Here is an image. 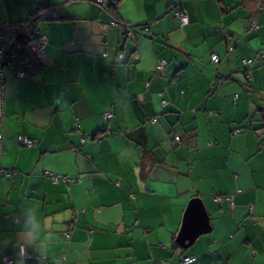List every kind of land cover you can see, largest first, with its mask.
Returning <instances> with one entry per match:
<instances>
[{
    "label": "crops",
    "instance_id": "0c3cea01",
    "mask_svg": "<svg viewBox=\"0 0 264 264\" xmlns=\"http://www.w3.org/2000/svg\"><path fill=\"white\" fill-rule=\"evenodd\" d=\"M18 1L0 20L59 17L38 74L5 73L0 264H264V0ZM194 198L210 231L174 249Z\"/></svg>",
    "mask_w": 264,
    "mask_h": 264
},
{
    "label": "built area",
    "instance_id": "2783aa9c",
    "mask_svg": "<svg viewBox=\"0 0 264 264\" xmlns=\"http://www.w3.org/2000/svg\"><path fill=\"white\" fill-rule=\"evenodd\" d=\"M115 1V0H113ZM102 2V0H97ZM51 10V9H50ZM50 10H44L41 15L50 14L51 19H57L58 15ZM175 17L179 25L182 27L188 23V17L182 10H175ZM0 121L3 116V96L5 90V73L11 72L15 78L23 79L26 77H34L38 74L40 66L43 64L44 48L47 44L45 35H41L35 30L29 35L25 34V30L20 25L8 24L5 20L0 21ZM110 26H119L116 21H111ZM251 28L257 29L258 25L255 21H251ZM122 55L119 56L121 58ZM211 60L217 62L216 55L211 56ZM244 65H249L250 61L243 60ZM166 66L164 60H160L156 65V73L163 71ZM106 119L111 118V112L104 114ZM1 141V134H0ZM19 141L25 147H33L35 141L20 137ZM54 180H57L54 178ZM215 201L219 198H214ZM226 201L230 208L233 207L232 196L226 197ZM2 264H14L9 256L2 255ZM195 258L192 256L184 257L180 264H193Z\"/></svg>",
    "mask_w": 264,
    "mask_h": 264
},
{
    "label": "water",
    "instance_id": "95a60500",
    "mask_svg": "<svg viewBox=\"0 0 264 264\" xmlns=\"http://www.w3.org/2000/svg\"><path fill=\"white\" fill-rule=\"evenodd\" d=\"M210 231L209 216L200 199H192L183 215V220L177 232L175 243L182 249L192 247L195 241Z\"/></svg>",
    "mask_w": 264,
    "mask_h": 264
},
{
    "label": "trees",
    "instance_id": "16d2710c",
    "mask_svg": "<svg viewBox=\"0 0 264 264\" xmlns=\"http://www.w3.org/2000/svg\"><path fill=\"white\" fill-rule=\"evenodd\" d=\"M97 1V0H96ZM119 1H121V0H115V1H113V0H102V2H96V4H106V7H107V9H108V11H109V13H110V15L111 16H113L114 15V11H115V9H116V7H117V3L119 2ZM1 7H3L2 6V4L0 3V8ZM52 8L54 9V7H52L51 5H49V4H47L45 1H41L40 3H39V5L37 6V8L35 9V10H33V11H31L30 13H29V15L25 18V19H23V20H21V21H18V22H14V23H10L9 21H7L6 19L7 18H5V19H1V20H5L8 24H11V25H20L24 30H25V34L26 35H29L30 36V34L31 33H33L35 30L37 31H39V33L41 34V35H44L42 32H41V21H43V20H49V19H51L50 18V14H44V15H41V12H43L44 10H50L51 11V13L52 12H54L55 13V10H52ZM262 8L264 9V5H261L259 8L257 7V10H262ZM181 10V9H180ZM58 15V14H57ZM59 17V16H58ZM0 20V21H1ZM189 21V20H188ZM252 21H254V20H252ZM256 22V21H255ZM251 23V22H250ZM257 23V22H256ZM1 25V24H0ZM258 25V24H257ZM127 28H129V26H125V28H124V31H125V33L128 31L129 32V30L130 29H127ZM258 28H259V25H258ZM127 32V33H128ZM213 56V55H212ZM218 58V57H217ZM219 60V59H218ZM218 60H217V62H218ZM165 61V60H164ZM212 61V60H211ZM166 62V61H165ZM213 63H217V62H214V61H212ZM250 63H252V62H250ZM158 64V63H157ZM43 65V64H42ZM42 65L40 66V68L42 67ZM166 65H167V62H166ZM244 66H247V65H244ZM156 68V67H155ZM40 70V69H39ZM154 73H156V70H155V72ZM162 73V71L161 72H159V73H157V74H161ZM35 77V76H34ZM34 77H29V78H34ZM24 79V78H23ZM3 99H4V96H3ZM3 105V104H2ZM111 112V111H110ZM112 117H113V113L111 112V118L110 119H107L108 121L109 120H111L112 119ZM155 120L153 119V121L152 122H154ZM175 140L176 141H179V139H178V137H176L175 138ZM226 197H228V196H226ZM233 198V197H232ZM226 199V198H225ZM227 202V201H226ZM228 204V203H227ZM229 206V205H228ZM230 208V207H229ZM173 248L174 249H180L177 245H176V243H174V245H173ZM182 250V249H181ZM184 257H188V256H183V258ZM193 257V256H192ZM183 258H181V260H180V263H181V261H182V259ZM195 258V257H194ZM179 263V264H180Z\"/></svg>",
    "mask_w": 264,
    "mask_h": 264
},
{
    "label": "rangeland",
    "instance_id": "374dc122",
    "mask_svg": "<svg viewBox=\"0 0 264 264\" xmlns=\"http://www.w3.org/2000/svg\"><path fill=\"white\" fill-rule=\"evenodd\" d=\"M9 5H11L9 8H12L13 9V11L15 10V8H22V7H20L19 6V1L18 0H12V2H10V4ZM13 11L12 12H10V13H13ZM8 16H9V13H8ZM4 17H5V15H4ZM8 18H10V17H8Z\"/></svg>",
    "mask_w": 264,
    "mask_h": 264
}]
</instances>
